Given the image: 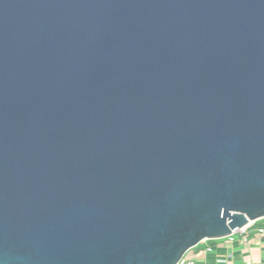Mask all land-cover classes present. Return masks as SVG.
I'll return each instance as SVG.
<instances>
[{
	"label": "water",
	"instance_id": "obj_1",
	"mask_svg": "<svg viewBox=\"0 0 264 264\" xmlns=\"http://www.w3.org/2000/svg\"><path fill=\"white\" fill-rule=\"evenodd\" d=\"M264 220V0H0V264H179Z\"/></svg>",
	"mask_w": 264,
	"mask_h": 264
},
{
	"label": "crops",
	"instance_id": "obj_2",
	"mask_svg": "<svg viewBox=\"0 0 264 264\" xmlns=\"http://www.w3.org/2000/svg\"><path fill=\"white\" fill-rule=\"evenodd\" d=\"M264 227V221L261 222ZM239 241L230 243L227 239L206 241L191 251L196 264H264V234L258 235L251 229L247 244Z\"/></svg>",
	"mask_w": 264,
	"mask_h": 264
},
{
	"label": "built area",
	"instance_id": "obj_3",
	"mask_svg": "<svg viewBox=\"0 0 264 264\" xmlns=\"http://www.w3.org/2000/svg\"><path fill=\"white\" fill-rule=\"evenodd\" d=\"M257 222H259V221H257ZM257 222H252L248 226H246L245 228L233 232L226 239L228 240V242H230L232 244L234 242L239 241L238 239L240 238V236H243L244 238L241 239L240 243L241 244H247L248 243L247 236H248V233L251 229H256L258 235L264 234V228L257 227ZM179 264H196V262H195V259L193 258V255H191V252H189L185 255V257L181 260V262Z\"/></svg>",
	"mask_w": 264,
	"mask_h": 264
},
{
	"label": "trees",
	"instance_id": "obj_4",
	"mask_svg": "<svg viewBox=\"0 0 264 264\" xmlns=\"http://www.w3.org/2000/svg\"><path fill=\"white\" fill-rule=\"evenodd\" d=\"M263 221H264V220H261V221L257 222V227L264 228V227L261 226V222H263ZM209 243H210V241H209ZM195 249H196V248H195ZM195 249H194V250H195ZM194 250H193V251H194Z\"/></svg>",
	"mask_w": 264,
	"mask_h": 264
}]
</instances>
